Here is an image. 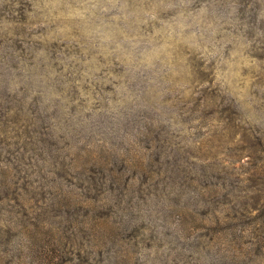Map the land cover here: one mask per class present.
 <instances>
[{"label":"rangeland","instance_id":"1","mask_svg":"<svg viewBox=\"0 0 264 264\" xmlns=\"http://www.w3.org/2000/svg\"><path fill=\"white\" fill-rule=\"evenodd\" d=\"M0 264H264V0H0Z\"/></svg>","mask_w":264,"mask_h":264}]
</instances>
